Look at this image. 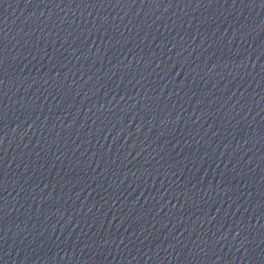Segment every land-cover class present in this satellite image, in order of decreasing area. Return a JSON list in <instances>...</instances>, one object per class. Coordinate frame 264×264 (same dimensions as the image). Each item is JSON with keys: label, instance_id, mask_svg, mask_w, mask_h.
<instances>
[{"label": "water", "instance_id": "water-1", "mask_svg": "<svg viewBox=\"0 0 264 264\" xmlns=\"http://www.w3.org/2000/svg\"><path fill=\"white\" fill-rule=\"evenodd\" d=\"M0 264H264V0H0Z\"/></svg>", "mask_w": 264, "mask_h": 264}]
</instances>
